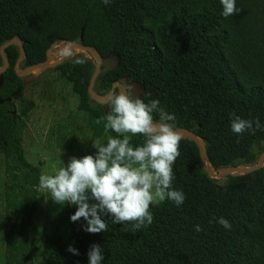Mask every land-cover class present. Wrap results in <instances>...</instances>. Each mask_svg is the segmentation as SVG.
<instances>
[{"label":"trees","instance_id":"16d2710c","mask_svg":"<svg viewBox=\"0 0 264 264\" xmlns=\"http://www.w3.org/2000/svg\"><path fill=\"white\" fill-rule=\"evenodd\" d=\"M236 8L225 18L221 0H0V48L20 38L27 53L21 67L26 68L46 61L57 42H79L84 29L83 44L95 48L105 63L114 60L103 66L96 82L100 96L127 78L145 84L141 99L159 100L176 117L174 128L201 137L215 169L255 165L264 152V0H236ZM6 53L10 68L0 87L6 264H35L43 239L45 264H89L93 244L102 247V264H264V168L227 177L219 185L190 140L180 139L173 165L172 187L186 199L179 207L167 199L151 205V225L133 232V222L114 225L105 217L107 231L87 233L83 218L70 219L76 206L57 204L50 195L41 231L35 215L42 169L27 160L24 149L26 118L34 103L25 97L24 80L15 71L19 49L12 46ZM56 70L72 85L79 110L88 113L96 135L106 138L101 144L109 137L123 139L105 130L106 108L89 96L95 63L76 55ZM153 116L159 121L158 114ZM236 116L259 118L262 127L254 135H237L231 128ZM144 142L138 134L130 146ZM219 217L230 222V230L215 222ZM69 246L79 255L70 253Z\"/></svg>","mask_w":264,"mask_h":264},{"label":"clouds","instance_id":"9594fccd","mask_svg":"<svg viewBox=\"0 0 264 264\" xmlns=\"http://www.w3.org/2000/svg\"><path fill=\"white\" fill-rule=\"evenodd\" d=\"M103 2L108 4L109 0ZM221 4L225 18L239 11L236 0H221ZM109 106L105 130H114L123 139L109 137L106 145L92 141L97 149L95 156L71 157L54 174H41L39 178V189L50 192L51 200L62 206H76L71 221L83 218V231L91 234L107 231L105 217L114 225L133 222L131 231L135 232L153 223L150 206L154 203L167 199L179 207L186 199L182 190L172 187L181 139L171 123L176 117L162 108L159 100L145 103L124 92L111 95ZM153 113L158 114L159 121L154 120ZM261 127L259 118L253 121L236 116L231 121L237 135L245 131L254 135ZM138 134L145 137V142L133 148L131 137ZM214 220L230 230L231 224L224 217ZM201 230L197 225L195 231ZM67 250L79 255L72 246ZM87 255L89 264H102L104 260L99 244L91 245Z\"/></svg>","mask_w":264,"mask_h":264},{"label":"rangeland","instance_id":"374dc122","mask_svg":"<svg viewBox=\"0 0 264 264\" xmlns=\"http://www.w3.org/2000/svg\"><path fill=\"white\" fill-rule=\"evenodd\" d=\"M66 47L67 44H57L53 49V59H59ZM78 55L88 58L87 54ZM112 64H114L113 59L104 63L106 67ZM23 80L26 89L24 95L34 103V109L26 118L27 128L24 132L27 160L35 166H40L42 174H54V171L62 166V162L67 165L71 157L79 159L86 155L95 156L97 149L93 147L92 141L103 143L106 138L96 135L94 123L88 113L79 110L80 99L60 72L51 69ZM128 93L132 98L135 97L132 89ZM16 107L19 111L21 108L19 101H16ZM257 152H259L258 148ZM224 183L225 179L218 180L219 185ZM5 184L6 158L2 156L0 158V264H6ZM50 195V192L44 190L38 198L39 209L35 215V222L41 231L47 225ZM44 241L45 239L39 244L38 251L34 255L35 264H45Z\"/></svg>","mask_w":264,"mask_h":264},{"label":"water","instance_id":"95a60500","mask_svg":"<svg viewBox=\"0 0 264 264\" xmlns=\"http://www.w3.org/2000/svg\"><path fill=\"white\" fill-rule=\"evenodd\" d=\"M83 32L84 29H82V34L79 42H71V41L57 42L48 50L46 61L32 66H28L26 68L21 67L27 57L24 43L21 41V39L15 37L12 40L4 43L0 48V55L3 61V66L0 68V87H2L4 84V74L10 68V61L7 56L6 50L12 46H15L19 49L20 52V57L15 66V71L17 76L21 79H24L31 75L43 73L47 70L57 69L59 66L63 65L65 62L70 60L73 56H76L78 54H87L88 58L91 59L96 66V70L91 78L88 93L91 99H93L96 103L106 108V115L110 111L109 97L115 94L116 90L118 91V93L124 92L125 94L129 95L128 89H132L135 94V98L141 99L145 93V84L130 81L129 78L126 79V83H121V82L114 83L110 93L107 96H100L95 91V85L99 76L103 71L105 60L95 48L83 44ZM59 43L67 44V47L62 52L61 57L59 59L54 60L53 49ZM9 102H11V100H9ZM3 103L4 102L0 100V104ZM174 130L180 135L182 140H190L197 145L200 152L201 160L205 167V171L211 179L218 181L219 179H226L227 177L230 176L233 177L246 176L264 168V153H262L258 159L257 164L255 165L225 167V168L215 169L208 156L206 143L201 137H199L195 132L186 128H179V129L174 128Z\"/></svg>","mask_w":264,"mask_h":264}]
</instances>
